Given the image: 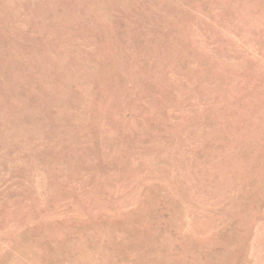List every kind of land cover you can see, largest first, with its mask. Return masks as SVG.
<instances>
[{"label": "rangeland", "instance_id": "374dc122", "mask_svg": "<svg viewBox=\"0 0 264 264\" xmlns=\"http://www.w3.org/2000/svg\"><path fill=\"white\" fill-rule=\"evenodd\" d=\"M0 264H264V0H0Z\"/></svg>", "mask_w": 264, "mask_h": 264}]
</instances>
